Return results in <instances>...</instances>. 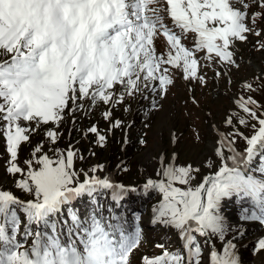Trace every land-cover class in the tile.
Listing matches in <instances>:
<instances>
[{"label":"snow or ice","instance_id":"snow-or-ice-1","mask_svg":"<svg viewBox=\"0 0 264 264\" xmlns=\"http://www.w3.org/2000/svg\"><path fill=\"white\" fill-rule=\"evenodd\" d=\"M241 44L264 53V0H0V264H134L145 234L123 202L137 188L104 163L78 166L88 157L71 135L94 137L95 156L125 128L117 110L146 102L147 117L177 79L206 86L211 72L231 85ZM231 100L201 166L161 155L143 183L160 194L152 223L177 242L139 264H244L247 229L229 228L227 206L264 227V74ZM251 251L264 254V235Z\"/></svg>","mask_w":264,"mask_h":264},{"label":"rangeland","instance_id":"rangeland-1","mask_svg":"<svg viewBox=\"0 0 264 264\" xmlns=\"http://www.w3.org/2000/svg\"><path fill=\"white\" fill-rule=\"evenodd\" d=\"M237 55L240 57V68L232 69L231 85L224 78L213 79L211 72L208 74L206 86H200L195 82L189 84L177 79L167 96L159 100V110L149 113L147 117L144 115L146 102L145 108L134 103L129 112L117 110L115 115L123 119L125 128L109 133L107 144L103 148L94 149L95 156H91L89 151L93 147L90 141L94 140V137L83 138L79 132H73L71 135L74 142L79 141L80 150L88 157L83 163L78 162V166L88 168L95 163H104L108 169L105 174H112L116 181L137 188L133 196H136L134 199L138 202L136 208L142 211V215H139L146 229L145 243L135 254L136 257H133L134 264H139L142 253L150 254L157 251L153 247L155 243L164 240L172 241L174 244L177 242L173 233L166 232L163 227L152 223V208L160 199V194L153 190L147 195L149 199L141 196L145 180L149 176L156 178V172L160 167L159 157L161 155L168 157L176 153L177 163L193 162L201 166L205 159L212 155L217 138L216 131L211 125L215 124L221 130L227 131L222 120L232 107L231 97L237 93L243 81H253L255 77L264 74V53L256 51L250 44H241ZM256 65L260 68L256 69ZM261 95L257 94V99H261ZM193 98L196 102H193ZM99 119L97 113L95 116L79 120L75 127L85 128ZM146 120L148 127H145ZM100 126L105 127L102 120ZM66 127H71V124ZM197 132L200 137L198 141ZM125 133H127V144L124 143ZM141 137L147 141L145 144L139 142ZM68 139L66 135L61 143H65ZM121 161L126 162L128 171L122 172L117 169L116 166ZM207 172L208 169L204 168L203 174ZM2 175L0 170V176ZM4 182L10 184V178L5 177ZM227 208L229 228L235 229L243 224L247 229L246 236L241 240V244L247 246L241 249L244 264H264V254L253 255L251 251L255 239L264 235V227L238 221L235 207L229 204Z\"/></svg>","mask_w":264,"mask_h":264},{"label":"trees","instance_id":"trees-1","mask_svg":"<svg viewBox=\"0 0 264 264\" xmlns=\"http://www.w3.org/2000/svg\"><path fill=\"white\" fill-rule=\"evenodd\" d=\"M153 190H149L147 193L143 190L141 193V196L146 197L147 199H149V197L147 196L150 192H152ZM145 194V195H144ZM135 196V195H134ZM133 196V194L131 195V197H129L128 199H126L123 204H124V211L126 212V214L128 215L129 219H132V215L134 213L140 214L142 215V211L139 208H136L137 205V200L134 199L135 197ZM141 227L143 228V230L145 231L146 227L143 226V223H141ZM136 257V256H135Z\"/></svg>","mask_w":264,"mask_h":264},{"label":"bare ground","instance_id":"bare-ground-1","mask_svg":"<svg viewBox=\"0 0 264 264\" xmlns=\"http://www.w3.org/2000/svg\"><path fill=\"white\" fill-rule=\"evenodd\" d=\"M251 63H252V62H251ZM255 67H256V69H259V68H260V67H258V65H256ZM191 87H192V86H191ZM213 146H214V145H213Z\"/></svg>","mask_w":264,"mask_h":264}]
</instances>
